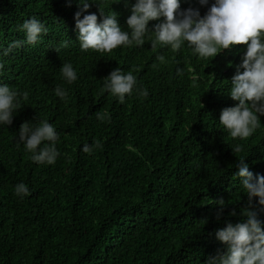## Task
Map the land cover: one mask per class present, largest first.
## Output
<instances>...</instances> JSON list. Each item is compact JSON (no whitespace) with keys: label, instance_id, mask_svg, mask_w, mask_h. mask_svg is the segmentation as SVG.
Returning <instances> with one entry per match:
<instances>
[{"label":"trees","instance_id":"trees-1","mask_svg":"<svg viewBox=\"0 0 264 264\" xmlns=\"http://www.w3.org/2000/svg\"><path fill=\"white\" fill-rule=\"evenodd\" d=\"M93 2L88 11L98 20L100 5L127 30L136 0ZM213 3L181 0L180 7L203 16ZM78 10V0H0V47L24 39L25 20L35 17L48 29L39 43L0 56V84L29 93L13 123L0 125V264H207L227 251L216 231L261 207L258 198L249 205L235 173L243 156L250 171L264 174V116L243 140L220 124L222 110L238 103L228 93L246 45L201 58L186 43L153 51L149 34L143 46L84 51ZM163 19L150 21V32ZM68 62L77 72L72 84L60 71ZM118 67L133 71L149 96L134 93L120 103L105 92L103 79ZM57 86L68 91L66 100L55 95ZM44 119L59 134L52 165L17 147L20 126ZM96 140L100 148L82 151ZM21 182L30 189L24 197L15 194ZM221 199L218 219L214 202Z\"/></svg>","mask_w":264,"mask_h":264},{"label":"clouds","instance_id":"clouds-1","mask_svg":"<svg viewBox=\"0 0 264 264\" xmlns=\"http://www.w3.org/2000/svg\"><path fill=\"white\" fill-rule=\"evenodd\" d=\"M201 5H208L209 0H199ZM93 0H78L75 13L78 42L84 51L89 49L99 52H112L120 46H143L149 34L153 51L169 48L173 51L187 46L201 58H215L222 50L234 45H246L242 62L237 66L231 79L228 95L238 103L222 110L220 124L227 129L230 137L241 140L251 136L264 116V0H215L207 13L201 16L199 9L181 10V0H136L131 5V15L127 19V30L118 22L114 11L105 13L100 5L102 19L96 13L89 12ZM127 4V0H125ZM149 30V22L160 20ZM24 39L15 40L6 48L0 47V56L7 57L14 49L24 45L39 43L48 32L46 25L33 17L19 25ZM68 40L60 47H67ZM57 56L60 54L59 49ZM56 56V57H57ZM157 61L166 62V57L158 54ZM157 65H153L156 67ZM3 68V63H0ZM63 78L68 84L77 80V72L71 62L60 67ZM178 74L182 70L178 69ZM103 90L124 103L126 97L134 93L147 98L149 91L138 83L133 71L116 68L103 79ZM55 95L66 100L68 91L60 86L55 88ZM29 97L27 91L18 92L8 84H0V125H11L14 113L22 109V100ZM106 113H96L98 120H103ZM59 134L55 126L47 119L37 122L25 121L18 131L17 147L21 144L25 151L31 153V160L39 164H54L60 152L57 148ZM101 142L84 143L82 151L90 153L100 148ZM234 152L241 151L237 144ZM235 177L241 181V188L247 195L249 205L258 198L260 208L244 211L245 222L227 223L225 228L216 231V239L227 246V251L218 257L209 258L207 264H264V222L259 213L264 212V174L250 171L246 158L239 157ZM15 194L24 197L30 194L27 184L15 185ZM214 203L219 205L217 217L223 214L225 202L221 199ZM232 215H236L233 211Z\"/></svg>","mask_w":264,"mask_h":264}]
</instances>
